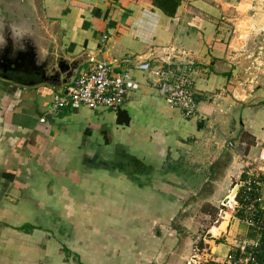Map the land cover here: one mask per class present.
I'll use <instances>...</instances> for the list:
<instances>
[{
  "label": "crops",
  "instance_id": "crops-1",
  "mask_svg": "<svg viewBox=\"0 0 264 264\" xmlns=\"http://www.w3.org/2000/svg\"><path fill=\"white\" fill-rule=\"evenodd\" d=\"M18 1L23 5L1 0L0 7L18 21L27 15L38 20L43 51L54 47L79 57L77 73L88 65L89 53L97 54L115 70L129 68L141 85L118 110L53 109V93L68 85L0 77V264L42 263L41 254L25 253L23 235L36 229L55 233L40 223L42 215L53 214L42 200L60 191L58 197L70 200V218L59 241L69 250L60 242L62 259L51 253L43 255L45 263L177 264L170 257L175 242L162 224L154 225L151 208L116 204L133 194L151 198L153 190L176 201L169 182H180L182 167L212 166L219 152L210 158L209 151L237 150L245 131L263 134L264 60L250 58L255 53L248 47L264 23L252 14L253 1L181 0L175 16L151 0ZM169 53L176 54L175 64L193 68L199 109L193 117L165 100L134 67L143 60L165 63L161 58ZM238 158L230 163L236 168ZM242 173L236 169L232 182ZM76 216L81 226L74 227ZM209 231L213 238H205L203 248L216 262L249 237L248 222L231 213Z\"/></svg>",
  "mask_w": 264,
  "mask_h": 264
},
{
  "label": "rangeland",
  "instance_id": "rangeland-1",
  "mask_svg": "<svg viewBox=\"0 0 264 264\" xmlns=\"http://www.w3.org/2000/svg\"><path fill=\"white\" fill-rule=\"evenodd\" d=\"M8 1H11V4L14 5L22 3L18 0ZM252 1V14L256 16L258 14L264 23V0ZM244 8L246 9L247 7L245 6ZM1 9L4 10L3 7H0V11ZM37 23L38 20L36 19V28L38 27ZM259 30L262 31V34H257V37L251 35L249 37L252 40H250L251 45H249L248 48L255 53L250 56L253 60L256 57L264 60V27ZM257 48L263 49V52L257 53ZM256 105H261V102L256 103ZM102 114H104V112ZM261 131H264V125L261 126ZM217 135L220 134L217 133ZM242 137V139H244L243 143L236 147L237 150H226V147H224L213 153L209 151L210 158L219 152L216 158L217 160H214L212 166L182 167L180 170V182H169V188L172 190V193L179 196V199H176V201L162 198L161 195L154 190L151 198L145 193L133 194L128 192L126 194H133V196L130 198H122L119 200V203L116 204V207L126 209L151 208L153 217L157 220V224L155 221L154 225L159 228V225L162 224V226L168 230L169 242H171V239L175 242V254L173 256L170 255V257H172L177 264H187L188 259L195 253V249L197 247L201 249L207 244L205 238H213L211 231H209L212 225H218L221 221L229 217V213L236 214L238 211V202H235V198L230 196V192L235 184L238 183L242 186L244 177H232V182L230 175L235 174L236 169H238L239 172L240 170L241 172L248 170L247 175L249 174V176L264 174V132L260 135H253L250 131H245ZM237 154H239V164L236 168V166L231 165L233 163H231V159L234 161ZM241 160L242 163L240 162ZM128 183L129 182H123L121 184ZM157 184L159 185V183H155L154 186L157 187ZM59 194H56L57 198L42 200L50 205L53 214L49 217L42 215L44 219H40L41 224H44V226L49 225L47 227L53 228L55 233L36 229L32 234H28L30 236L23 235L25 236V238H23L25 240V253L29 255L34 253L37 255L41 254L42 263L39 262L37 264H47L43 261V255L52 256L49 254L53 253L54 258L59 260L64 256L59 238H64V235H62L64 226L69 222L70 200L65 197H58ZM105 209L110 208L104 206L103 210ZM161 209H166V212L163 213ZM76 217L78 219H76L75 222L73 221L74 227L81 226L80 216ZM104 218L107 221L110 217L105 215ZM231 223L233 222L231 221ZM230 230H233V226L229 227V231ZM215 231L217 232V229H215ZM213 233L215 234V232ZM19 237H21L20 233L17 238ZM49 241H51V244ZM61 243L63 244V242ZM25 264L28 263L26 262Z\"/></svg>",
  "mask_w": 264,
  "mask_h": 264
},
{
  "label": "built area",
  "instance_id": "built-area-1",
  "mask_svg": "<svg viewBox=\"0 0 264 264\" xmlns=\"http://www.w3.org/2000/svg\"><path fill=\"white\" fill-rule=\"evenodd\" d=\"M175 58L176 54L169 53L161 58L165 63L152 64L143 60L136 63L134 67L145 72L148 78L154 76L151 84L156 87L159 94L171 105L180 107L187 117H193L198 112V102L191 77L193 68L189 64L185 66L175 64L172 60ZM140 85V80L129 68L115 70L110 62L91 53L88 65L81 68L73 82L66 87L67 93L62 89L53 93L51 107L53 109L67 106L118 110L127 93L138 89ZM43 119L42 117L41 120ZM247 171H244V182L242 186L239 184V190L242 187H244V192L255 189L254 196L251 197L248 193H244V204L235 198L236 195L233 197L235 202H238L237 210L244 209L245 216L242 219L248 222L249 230L252 227V231H256V234L253 237L248 235L242 247L229 252L221 262L224 264H264V256L260 261L257 256L247 252L261 242L264 228L262 225L264 221V180L258 176L247 175ZM237 249L243 251V254L237 256ZM211 255L213 256L208 248L197 247L187 264H204L214 261L211 260Z\"/></svg>",
  "mask_w": 264,
  "mask_h": 264
},
{
  "label": "water",
  "instance_id": "water-1",
  "mask_svg": "<svg viewBox=\"0 0 264 264\" xmlns=\"http://www.w3.org/2000/svg\"><path fill=\"white\" fill-rule=\"evenodd\" d=\"M7 18H0V22H4L6 26L0 30V77H5L2 72H5L6 68L18 67L21 69V79L24 83L55 82L60 87L71 84L82 60L79 57H66L54 47L43 51L33 16L27 15L19 21L17 17ZM90 55L91 53L88 54L87 60ZM153 77L151 76V79ZM64 92L67 93V90ZM238 190L239 184H235L230 196H235Z\"/></svg>",
  "mask_w": 264,
  "mask_h": 264
},
{
  "label": "trees",
  "instance_id": "trees-1",
  "mask_svg": "<svg viewBox=\"0 0 264 264\" xmlns=\"http://www.w3.org/2000/svg\"><path fill=\"white\" fill-rule=\"evenodd\" d=\"M152 3L158 7H160L166 14H168L169 16H175L176 11H177V7L180 4L181 0H151ZM241 177H245V172H243L241 174ZM260 179L264 180V174H261L260 176H258ZM255 189L252 190H248L244 192V187H242L236 194L235 198L240 202V203H245L244 200V193H248L251 197L254 196L255 194ZM244 209L241 208L237 211V215L241 218H243L245 216L244 214ZM262 225L264 227V221L262 222ZM30 225L29 224H25L23 227L28 228ZM256 231H252V227L250 228V230L248 231V235L249 236H255ZM62 248L66 251H68L69 249L62 244ZM247 249H251V248H247ZM240 250L237 249L236 255H240ZM247 252H250L251 255H255L257 256V259L262 261L263 256H264V228L262 230V235H261V242L258 246L253 247L250 251L247 250ZM204 264H224L221 262H216V261H208Z\"/></svg>",
  "mask_w": 264,
  "mask_h": 264
},
{
  "label": "flooded vegetation",
  "instance_id": "flooded-vegetation-1",
  "mask_svg": "<svg viewBox=\"0 0 264 264\" xmlns=\"http://www.w3.org/2000/svg\"><path fill=\"white\" fill-rule=\"evenodd\" d=\"M7 13L8 12H5L1 9L0 18L7 19V17H8ZM2 23H4V22H2ZM2 23L0 22V29H2V27H3V29H5L6 26H4V24H2ZM20 71H21V69H18V67H16V69H14L12 67V68H6V71L4 72V70H3L2 73H4V76L9 78V79L24 81L21 79Z\"/></svg>",
  "mask_w": 264,
  "mask_h": 264
}]
</instances>
